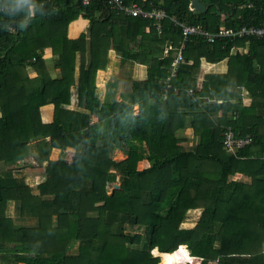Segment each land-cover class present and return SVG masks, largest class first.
<instances>
[{"label":"trees","instance_id":"trees-1","mask_svg":"<svg viewBox=\"0 0 264 264\" xmlns=\"http://www.w3.org/2000/svg\"><path fill=\"white\" fill-rule=\"evenodd\" d=\"M120 1L164 16L123 17L103 0H29L31 9L8 3L0 13V264H162L152 254L170 257L179 247L199 264H264V40L191 37L170 72L182 42L178 24L209 32L259 26L264 0H199L202 14L190 0ZM79 18L87 29L69 40L67 27ZM109 49L146 68L126 101L95 92ZM47 51L55 76L42 59ZM201 58L226 60L227 72L205 75L197 88ZM186 128L189 147L178 137ZM224 131L250 143L228 153ZM115 150L125 159L113 160ZM28 157L42 167L33 188L21 164ZM189 211L199 216L182 228ZM21 219L36 226L20 229ZM30 232L36 240L27 242Z\"/></svg>","mask_w":264,"mask_h":264},{"label":"crops","instance_id":"crops-1","mask_svg":"<svg viewBox=\"0 0 264 264\" xmlns=\"http://www.w3.org/2000/svg\"><path fill=\"white\" fill-rule=\"evenodd\" d=\"M75 23L74 27H71L72 24ZM87 20L84 19H77L73 22H71L68 27H67V38L69 40H76L78 37L82 34L85 33L87 29ZM84 46H85V55H86V60H88V39L87 37L85 38L84 41ZM246 48V47H245ZM247 49H243L241 53H246ZM235 53V51H231V54ZM107 63L104 65V68L101 70H98L96 72V75L94 77V83L96 87V95L103 99L105 96H114V99L116 101H121L122 98L126 101L125 96L128 94L130 95L131 91V83L135 81H143L146 78V68L143 65L140 64H131V62H126L123 63L120 60V56H118L112 49H109L107 54ZM79 54H75V62H76V68L79 63ZM43 61L45 66L47 67L49 73L52 76H55L56 70L52 68V55L49 51L44 53L43 55ZM201 67V73L202 75H216V76H221L226 74L227 72V61L222 60L221 62L215 63V64H209L206 62L200 63ZM200 70H197L195 79L197 81V88L199 87V82L201 81L199 79L200 75ZM204 70V71H203ZM205 72V73H204ZM204 73V74H203ZM204 75V76H205ZM202 82L200 83V85ZM74 92V91H73ZM241 99L243 104H249L250 99L249 96L246 92L245 89L241 88ZM74 96V95H73ZM75 103V97L71 99V105L70 108L74 106ZM139 107L137 103H132L131 105V111L136 115L138 113ZM43 112V120L44 121H50L52 119V108L51 106H45L42 108ZM96 120L95 117H91V120ZM181 135H178V137ZM125 157V156H124ZM29 159H32L28 157ZM53 159V156H51ZM27 159V158H26ZM26 159L23 160V163L26 162ZM125 159V158H124ZM146 163V161H143ZM143 162H140L143 163ZM147 164V163H146ZM11 166L8 167L10 169ZM16 168V166H14ZM13 168V169H14ZM141 168V167H140ZM30 175V174H29ZM241 176H235L233 180L239 179ZM25 179V182L29 181L31 179V176ZM35 181V179H32ZM37 180L34 182V185L36 184ZM29 185V184H28ZM16 224L19 222V220L14 221ZM192 228V227H191ZM16 238V237H15ZM264 248V247H263ZM264 252V251H263ZM194 258V257H192ZM195 261L200 259L194 258Z\"/></svg>","mask_w":264,"mask_h":264},{"label":"built area","instance_id":"built-area-1","mask_svg":"<svg viewBox=\"0 0 264 264\" xmlns=\"http://www.w3.org/2000/svg\"><path fill=\"white\" fill-rule=\"evenodd\" d=\"M34 1V0H30ZM82 5H88L92 0H80ZM106 1L108 7L117 14H121L123 17H142L151 18L164 16L163 12H145L138 5L124 6L120 0H103ZM8 3L18 4V0H0V13L7 10ZM180 32L182 35V42L175 53L171 55L172 61L170 64V72L172 76L177 73L178 67L183 63V50L185 49L186 41L191 37L202 38L204 42L208 44L214 43L217 39H244V40H264V22L259 25L241 26L237 30L230 28L221 27L216 32H209L200 26L188 25V24H178ZM157 32H160V28H156ZM170 50L169 45L164 50ZM176 92V90H174ZM250 143L248 138H235L232 132L224 131L222 137V145L226 152L235 154L237 150L243 149Z\"/></svg>","mask_w":264,"mask_h":264},{"label":"rangeland","instance_id":"rangeland-1","mask_svg":"<svg viewBox=\"0 0 264 264\" xmlns=\"http://www.w3.org/2000/svg\"><path fill=\"white\" fill-rule=\"evenodd\" d=\"M164 55H165V53H164ZM202 62H205V59L204 58H201L200 60H199V63H202ZM191 63H192V61H191ZM206 63H208V62H206ZM190 64V63H189ZM188 64V65H189ZM210 64V63H209ZM199 68L201 69V67H200V64H199ZM198 68V70H200ZM25 72H26V74H28V76L30 77V78H32V77H34L35 76V73L32 71V68H31V66L30 65H27V67H25ZM204 71V70H203ZM202 71L200 70V75H198L199 76V79L201 80L200 82H199V87L198 88H200L201 87V85H200V83L204 80V75H202V73H201ZM237 89L238 88H236L235 90H234V93L235 94H237V93H239V92H237ZM240 92H241V90H240ZM241 96V95H240ZM96 122V120H91V123H95ZM179 134L181 135L180 137H182V138H185V142H183L182 144H183V147H189L191 144H192V131H191V129L190 128H186L184 131H181V132H179ZM190 140H191V142H190ZM143 148H145V146L143 145ZM68 151V150H67ZM69 151H71V150H69ZM52 156H53V158H56L57 156H59L58 155V151L57 150H54L53 152H52ZM31 158V157H30ZM125 157H124V155H123V153L120 151V150H115L114 152H113V156H112V159L113 160H115V161H120V160H122V159H124ZM143 162V161H142ZM23 163V161H21V164ZM26 164L27 165H29V166H27V173H29L30 175H29V177L31 176V179L29 180V181H27V184H29V187L30 188H33L35 185H34V182L37 180V182H40L41 181V176H42V173H41V169H42V167H39L34 161H33V159H29V158H27L26 159ZM147 164L145 163V162H143V163H141V164H139V168L140 167H144V166H146ZM15 166V165H14ZM14 166H11V168L13 169L14 168ZM17 167V166H16ZM10 168V169H11ZM26 173V174H27ZM35 179V181H33L32 179ZM29 178H27V180H28ZM36 182V183H37ZM118 188V183L116 182V183H114V184H112L110 187H109V189H108V194H111V192H112V190L113 189H117ZM35 191V190H34ZM143 211H146V212H148L149 211V208H143ZM11 213H13L12 212V209H11ZM11 213H9L10 215H11ZM198 216H199V212H194V211H189L188 213H187V216H186V219H185V221H184V223L181 225V227L182 228H191V227H193L194 225H195V222H196V220H197V218H198ZM17 225V227L18 228H20V229H28V228H31V227H33V225H34V227L36 226V222L35 221H33V220H28V219H21V220H19V222L16 224ZM29 230H34V229H29ZM35 233H31L30 232V235L27 237L26 236V241L27 242H30V241H32V240H36L35 238H36V236L37 235H34ZM34 235V236H33ZM14 236L15 237H17V238H19V235H18V233H15L14 234ZM186 248V247H185ZM188 253V252H187ZM150 254H152V253H150ZM152 256L153 257H155L153 254H152ZM156 257H158L159 259H160V257L159 256H156ZM161 260V262H162V264H164L163 263V261H162V259H160ZM200 263V261H198V260H194L192 263H190V264H199Z\"/></svg>","mask_w":264,"mask_h":264},{"label":"bare ground","instance_id":"bare-ground-1","mask_svg":"<svg viewBox=\"0 0 264 264\" xmlns=\"http://www.w3.org/2000/svg\"><path fill=\"white\" fill-rule=\"evenodd\" d=\"M187 252V249L184 247H179L175 252L171 253L170 257L164 255L160 256V254H158V256L160 259H162L164 264H190L195 259L192 258Z\"/></svg>","mask_w":264,"mask_h":264},{"label":"water","instance_id":"water-1","mask_svg":"<svg viewBox=\"0 0 264 264\" xmlns=\"http://www.w3.org/2000/svg\"><path fill=\"white\" fill-rule=\"evenodd\" d=\"M190 5L192 7V9L198 13H204L206 7L199 1V0H190ZM61 212L63 213V210H61Z\"/></svg>","mask_w":264,"mask_h":264},{"label":"clouds","instance_id":"clouds-1","mask_svg":"<svg viewBox=\"0 0 264 264\" xmlns=\"http://www.w3.org/2000/svg\"><path fill=\"white\" fill-rule=\"evenodd\" d=\"M18 6L19 7L27 6L29 9H31L33 7V5L29 2V0H18Z\"/></svg>","mask_w":264,"mask_h":264}]
</instances>
